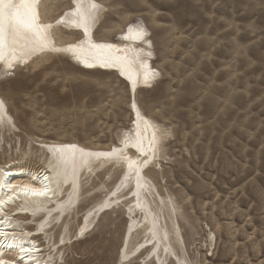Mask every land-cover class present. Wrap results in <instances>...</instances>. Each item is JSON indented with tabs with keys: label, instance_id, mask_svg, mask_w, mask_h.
<instances>
[{
	"label": "rangeland",
	"instance_id": "1",
	"mask_svg": "<svg viewBox=\"0 0 264 264\" xmlns=\"http://www.w3.org/2000/svg\"><path fill=\"white\" fill-rule=\"evenodd\" d=\"M101 1L109 8L103 19L113 27L114 42L122 37L119 24L128 20L150 29L155 59H147L160 75L152 89L140 91L139 102L172 131L155 159L161 165L152 167L155 188L150 185L157 200L160 193L177 201L191 264H264V0ZM60 3L61 12L66 0ZM104 34L101 29L97 36ZM20 65L0 79L19 127L7 132L8 152L0 162L33 151L24 161L43 167L46 153L37 138L106 147L135 123L127 87L114 74L83 71L61 56ZM113 162L85 180L84 189L91 190L78 221H71L73 245L58 264H150L146 255L119 258L132 191L103 205L109 212L74 242L88 208L97 210L98 202L127 191L120 187L126 171Z\"/></svg>",
	"mask_w": 264,
	"mask_h": 264
},
{
	"label": "bare ground",
	"instance_id": "2",
	"mask_svg": "<svg viewBox=\"0 0 264 264\" xmlns=\"http://www.w3.org/2000/svg\"><path fill=\"white\" fill-rule=\"evenodd\" d=\"M61 1L38 0L35 4L38 24L52 26L45 29L47 46L44 47L35 33L16 23L15 13L19 10L23 14L25 9L18 8L20 0H12L14 7L5 11L3 21L0 79L10 70H18L21 67L20 63H25V67H29L45 63L56 56L68 58L71 66L83 71L112 73L126 85L130 97L127 111L135 123L132 122L131 127L122 130L118 142L106 147L87 146L76 140L37 138L36 146L40 147L43 154L46 153L43 167L36 168L30 165L31 160L29 163L24 161L34 156L33 151L24 152L18 159L11 158L0 162V200L6 201L0 208V262L58 264V260L63 258L64 249L69 243L73 245L71 221L77 219L82 211L84 196L91 190L84 189L85 180L110 161H114L111 166L117 162L121 174L126 171L120 187L123 189L125 186L127 191L124 194L118 193L105 202H98L97 210L94 207L88 208L77 224L74 242L89 232V228L94 229L101 218L109 212L103 209V205L126 197L132 191L133 197L131 196L125 204L133 202L126 211L130 224L119 250L120 261L132 256L146 255L150 264H191L192 260L187 256V245L178 221L177 201L171 195L163 197L160 193L159 201L151 189V181L154 182L153 187L155 186L152 167L161 165L155 159L162 156L160 152L165 150L163 142L172 131L148 115L139 102L140 91L152 89L160 75V70L153 65L154 62L151 61L149 65L147 59V56H155L154 43L152 37L148 35L150 29L146 24L134 25L132 20H128L125 24H119L116 34H121L122 37L119 42H114V35L111 33L113 27L105 26L103 19L109 9L108 5L101 0H91L99 7L94 10L95 18L90 22L89 34L86 35L82 28L76 31L79 30L78 27L71 23L73 20L79 23V16L72 15L77 0H66V6L60 12L63 6ZM88 3L89 0H83V10L87 11ZM66 13L68 15H65ZM61 18L64 22L57 23ZM129 26H132L134 31L142 28L145 33L143 39H125ZM101 29L105 34L97 36ZM69 45H75L76 50L74 52L55 50L65 49ZM93 45L112 47L94 48ZM38 53L40 55L33 57ZM69 53L77 59V64L69 58L71 57ZM105 61H114V66L113 64L104 66ZM112 68L118 69L129 81L120 77L116 71L110 70ZM150 84L153 86L148 88ZM0 101L3 102L0 107L1 157L8 152L5 150V145L9 143L7 132L13 130L12 133L15 134L19 127L16 118L10 112L6 98L1 93ZM67 145L76 147L69 149L65 147ZM133 149L137 150L138 154ZM97 157L101 158L99 163L95 164L93 160ZM164 159H168L167 155ZM85 167L90 170L86 175L82 172ZM31 189H40L45 194H34ZM56 228L58 239L54 233ZM139 236L146 240L135 242ZM42 238L44 242H41Z\"/></svg>",
	"mask_w": 264,
	"mask_h": 264
},
{
	"label": "snow or ice",
	"instance_id": "3",
	"mask_svg": "<svg viewBox=\"0 0 264 264\" xmlns=\"http://www.w3.org/2000/svg\"><path fill=\"white\" fill-rule=\"evenodd\" d=\"M38 3V0H20V5L18 8H24L25 12L22 14L19 10L15 13V21L18 25H21L23 28L35 33L36 37L41 41L44 47L47 46L45 43L46 40V32L45 29H49L52 26L51 25H40L38 24V13L35 10V4ZM82 4L83 0H77L76 2V8L72 15L79 16V23H77L76 20L71 21V23L75 24L76 27L82 28L84 33L86 35L89 34V24L90 22L95 18L94 17V10H96L99 6L91 2L89 0V3L87 5V11L82 9ZM14 5L12 4V0H0V47L3 46V40H4V26H3V21L5 18V11L13 8ZM65 15H68L66 13ZM63 18L57 21V23H63ZM13 31H18V29H12ZM145 33L142 28H140L137 31H134L132 26H129L128 28V35L125 36V39H134V40H142L144 37ZM92 47L94 48H111V45H93ZM56 51H66V52H74L76 50L75 45H69L65 49H55ZM109 64H113L114 66V61H105L104 66H109ZM91 66V65H89ZM11 67V65H9ZM135 81H133V84ZM3 102L0 101V107H2ZM66 148L69 149H75V145H67L65 146ZM83 151V150H81ZM63 155V153H61ZM74 155V153H73ZM34 194L37 195H44L45 192L40 190V189H31ZM11 199V197H9ZM6 203L4 200H0V208ZM0 264H3V262H0Z\"/></svg>",
	"mask_w": 264,
	"mask_h": 264
},
{
	"label": "clouds",
	"instance_id": "4",
	"mask_svg": "<svg viewBox=\"0 0 264 264\" xmlns=\"http://www.w3.org/2000/svg\"><path fill=\"white\" fill-rule=\"evenodd\" d=\"M41 1V0H40ZM153 85V84H152ZM152 87V86H151ZM153 162V161H152Z\"/></svg>",
	"mask_w": 264,
	"mask_h": 264
}]
</instances>
